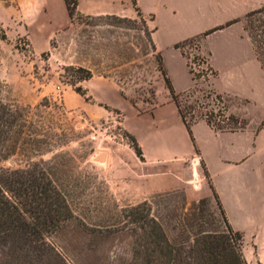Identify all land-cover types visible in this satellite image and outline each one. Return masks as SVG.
<instances>
[{
  "label": "rangeland",
  "instance_id": "rangeland-1",
  "mask_svg": "<svg viewBox=\"0 0 264 264\" xmlns=\"http://www.w3.org/2000/svg\"><path fill=\"white\" fill-rule=\"evenodd\" d=\"M136 1L156 16L153 40L179 102L189 109V119L201 122L202 113L213 109L210 96L218 95L230 117L224 132H239L237 121L242 132L259 131L246 179L253 215L241 214L242 209L233 206L227 216L243 237L247 264H264V13L247 17L263 8L264 0H222L214 20L240 18L250 6L263 5L222 30L209 29L189 40L198 43L203 71L210 73L198 82L190 80L184 56L175 51L182 42L172 48L178 22L173 7L185 5L178 9L190 18L188 8L206 0ZM77 2V16L71 22L63 0H0V101L31 108L49 104L39 116L43 133L52 127L56 135L51 152L34 158L24 148L1 161L0 167L17 170L38 162L61 193L73 219L52 241L69 263L128 264L132 239L121 229L131 225L123 210L147 201L152 216L174 225L172 215L196 203L193 191L199 180L190 178L185 162L143 164L126 137L140 124L135 115L151 112L164 97L170 99L155 61L146 55L143 23L152 29V17L143 14L135 0ZM107 15L120 21L101 19ZM213 23L200 19L194 27L217 25ZM78 68L93 74L92 84L78 81ZM73 85L90 99L76 94ZM85 85H91L94 96ZM80 97L87 110L79 106ZM101 100L107 104H99ZM99 155L104 157L101 162L96 160ZM234 180L243 186L242 179ZM186 187L191 188L189 196ZM211 205L216 210L212 200Z\"/></svg>",
  "mask_w": 264,
  "mask_h": 264
},
{
  "label": "trees",
  "instance_id": "trees-1",
  "mask_svg": "<svg viewBox=\"0 0 264 264\" xmlns=\"http://www.w3.org/2000/svg\"><path fill=\"white\" fill-rule=\"evenodd\" d=\"M63 4L72 22L77 16L78 2L63 0ZM136 12L141 17V12ZM263 13L264 7L247 14V17ZM101 19L120 21L113 15ZM143 26L146 55L155 61L170 99L193 142L191 126L194 122L190 120L189 109L181 105L179 95L167 77L152 38L154 29H149L145 23ZM76 72L80 74L79 82L93 77L85 69L78 68ZM73 87L76 94L85 100L90 99L81 87ZM49 107L47 103L31 108L0 101V162L24 151V148L34 158L51 152L56 135L52 127H48L49 133H43L39 116ZM103 107L113 112L109 107ZM33 116L39 119H33ZM126 137L136 157L143 161L142 150L135 137L128 133ZM201 168L205 181L198 187L195 185L197 201L189 209L182 207L180 212L172 215L169 220L174 225L164 224L152 216L147 201L123 210V218L131 225L121 229L127 231L132 239L128 264H247L241 249L243 237L229 223L203 164ZM186 192H191V188L186 187ZM211 200L216 210L212 208ZM71 219L73 215L64 198L38 162L17 170L0 167V264H71L62 249L52 241Z\"/></svg>",
  "mask_w": 264,
  "mask_h": 264
},
{
  "label": "crops",
  "instance_id": "crops-1",
  "mask_svg": "<svg viewBox=\"0 0 264 264\" xmlns=\"http://www.w3.org/2000/svg\"><path fill=\"white\" fill-rule=\"evenodd\" d=\"M135 2L143 14L152 17L151 23L153 29L156 16L153 13H148L143 10L136 0ZM222 4V0H206L203 3H196L188 8L190 18H188L187 14L182 15L181 11L178 9L185 7V5L181 3L179 5H174L173 9L175 13L178 14V22L174 28L177 34H175V39L172 42V48L174 44L193 39L209 29L220 28L227 23L237 21L254 8L263 5L250 6L240 18L236 17L228 21H220V19L214 20L219 16ZM163 7H165L164 4ZM200 19H210L217 25L207 28L194 27V24ZM167 30L172 32L169 27ZM155 31L156 29L154 28L152 38L154 37ZM175 51L178 52V50ZM91 82L92 79L86 81V83ZM84 88L88 94L93 95L91 85H85ZM103 91L104 89L101 90V93ZM81 100L82 103L79 102V106L82 110H87L86 101L83 98H81ZM123 101L131 114H133L131 110L133 107H131L125 99H123ZM99 104L104 105L107 104V102L101 100ZM100 107L104 108L103 106ZM99 114V117L103 116L101 111ZM135 119L140 124H138V128L132 129L131 132L141 147L143 164H159L171 161L185 162V166L191 173L190 178L199 180L197 181L198 185L204 184L202 180L204 176L201 168V164H203L227 219V215L230 213L233 206L241 208V214L247 216L253 215L252 211L249 212L251 208L253 209L252 200L250 201V208L248 207L246 187L249 186V184L248 181L246 182V179L250 167L249 162L253 159L255 147L259 144V131L255 135L253 132H248L247 130L237 133L215 132L201 121L191 126L192 142L178 115L176 106L171 99L167 97L166 99L164 97L163 102L155 106L151 112L138 117L135 115ZM234 179H242L244 183L243 186L238 187ZM184 185L189 186L187 184ZM250 190L252 193V187ZM187 194L189 196L191 192ZM250 199H252V196Z\"/></svg>",
  "mask_w": 264,
  "mask_h": 264
},
{
  "label": "built area",
  "instance_id": "built-area-1",
  "mask_svg": "<svg viewBox=\"0 0 264 264\" xmlns=\"http://www.w3.org/2000/svg\"><path fill=\"white\" fill-rule=\"evenodd\" d=\"M185 42H189V40L183 41L177 50L178 52L180 51V56H184L185 58V66L187 68L190 80L192 79L193 82L204 80L207 76H209L210 73L203 71V62L198 54L200 47L195 41H190L189 43ZM210 100L213 104V109L204 111V113H202V121L211 130L215 132H222L223 130H226L228 127H230V117L226 112L224 99L218 95H211ZM234 125L236 130L242 131V125L240 121L235 122Z\"/></svg>",
  "mask_w": 264,
  "mask_h": 264
},
{
  "label": "bare ground",
  "instance_id": "bare-ground-1",
  "mask_svg": "<svg viewBox=\"0 0 264 264\" xmlns=\"http://www.w3.org/2000/svg\"><path fill=\"white\" fill-rule=\"evenodd\" d=\"M103 159H104L103 155H99V156H97V158H96V160H97L98 162L103 161Z\"/></svg>",
  "mask_w": 264,
  "mask_h": 264
}]
</instances>
